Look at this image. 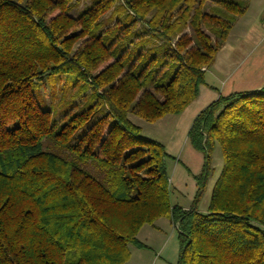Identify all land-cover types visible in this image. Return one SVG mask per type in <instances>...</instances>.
<instances>
[{
	"label": "trees",
	"instance_id": "16d2710c",
	"mask_svg": "<svg viewBox=\"0 0 264 264\" xmlns=\"http://www.w3.org/2000/svg\"><path fill=\"white\" fill-rule=\"evenodd\" d=\"M77 4L0 0V264H126L160 218L178 227L177 264H264V87L220 95L194 120L188 138L204 165L189 209L172 201L174 158L135 122L180 116L198 99L234 27L223 16L248 7L92 0L74 17ZM118 26L159 37L163 59L140 53L147 65L127 68L109 41ZM164 59L175 70L156 77ZM53 75L88 86L90 107L55 119L33 91ZM217 148L223 164L202 212Z\"/></svg>",
	"mask_w": 264,
	"mask_h": 264
},
{
	"label": "rangeland",
	"instance_id": "374dc122",
	"mask_svg": "<svg viewBox=\"0 0 264 264\" xmlns=\"http://www.w3.org/2000/svg\"><path fill=\"white\" fill-rule=\"evenodd\" d=\"M78 4L76 9L71 12L72 16H76L78 12H80L85 6H88L92 0H77ZM241 6H247L248 10L246 14L240 19L241 17H235L234 14L228 13L229 17H224L226 20L230 22H234V30L230 33V39L233 41L237 38L238 33H241L242 25L247 24L249 27H257L259 31V36L257 37V42L251 40L247 43L246 46V53L248 51H252V48L258 49L257 51L260 54H264V0H235ZM111 11L108 12L103 19L106 21L107 27H113L114 22L110 21ZM231 17V18H230ZM113 31V32H112ZM121 26L115 27L111 30V33L108 35L110 40L115 41V47L117 48L115 55L119 57L123 53H125V63L126 67L129 68L131 64L146 66V59L144 60L143 57L137 58L138 54L142 53L143 56L148 54L149 57L157 56L158 58L163 59L164 55V48H167V45L161 41H159V37H155L148 33V30L143 27L139 26L138 29L132 30L126 35L122 34ZM147 37L144 35L147 34ZM186 33L190 34V30H186ZM121 36V37H118ZM213 40H216L213 35H211ZM164 47H161V46ZM257 52V53H258ZM255 58V57H254ZM245 59V60H244ZM248 57H244L240 60L241 63H245ZM165 59L162 61H158L153 64V68L156 69L157 73L154 74L156 77L162 76V74L167 73L168 71L175 70V63L169 62L165 64ZM251 63V62H250ZM136 70V69H135ZM264 73V68L262 70ZM171 75V74H169ZM206 77L209 76L206 75ZM210 82V81H209ZM215 86L220 88V84L213 83ZM146 88H151L148 85ZM33 91L39 100L42 103L43 107L48 108L54 114V118L60 120L61 118L67 119L73 112L76 111H83L90 107V103H87L90 97V88L86 85L81 83H76V78L74 77H67V76H46L43 81L36 83L33 86ZM179 120V116L169 115L162 119L161 122L157 124H149L142 120L135 118V122L141 126L143 130V135L158 141L165 146H168L169 152H173L172 144H178L179 151L178 154H182V152H186L187 142L189 138L187 135L184 134L185 129L181 127H175L174 122ZM190 142V141H189ZM178 156V155H176ZM180 157V156H178ZM223 164L222 155L220 149L217 148L213 154V168L215 170L213 174V181L210 179L209 184L211 186L210 192L207 190L202 203L200 205V210L202 212H206L207 206L209 203L210 195L212 187L220 174L221 168ZM178 167L174 165L172 162L167 163V168L169 177L176 176L175 168ZM188 172H190L188 170ZM171 180V179H170ZM171 184V181H170ZM172 196L174 195L177 190L172 186ZM173 201V197H172ZM182 197H178L173 202L174 204H179L182 202ZM161 219V218H160ZM158 221V220H157ZM156 223V222H155ZM147 227L153 225H146ZM145 227V226H144ZM177 229V225L174 226ZM149 229H153L152 227ZM141 231V230H140ZM142 242L144 243L143 248L137 252L135 250L131 258L126 264H149L150 260L152 259L154 253L160 248L161 241L159 238L155 240V238L149 237H141ZM139 248V247H138Z\"/></svg>",
	"mask_w": 264,
	"mask_h": 264
},
{
	"label": "crops",
	"instance_id": "0c3cea01",
	"mask_svg": "<svg viewBox=\"0 0 264 264\" xmlns=\"http://www.w3.org/2000/svg\"><path fill=\"white\" fill-rule=\"evenodd\" d=\"M258 36L257 27H249L247 24L242 25L241 33H238L235 40L232 41L229 34L227 41L216 56L214 66L206 73L209 79L206 77V85L201 86L198 99L179 116L177 122H174L176 128L185 129L184 134L187 135V138L196 117L211 103L215 102L220 95L227 96L238 92H256L264 87V73H262L264 54H260L255 47L252 48L251 52L248 51L246 53L247 43L254 39L257 42ZM244 57H248V59L245 63H241L240 60ZM213 83L220 84V88ZM161 121L162 119L158 122ZM171 146L173 152H169L171 150H169L168 146H166V151L174 160H169L168 163L172 162L178 166L175 168L176 176L170 174L171 184L177 190L172 196L173 202L181 196L183 201L179 202V204L185 209H189L197 191V184L193 176L200 174L204 165V155L195 150L189 140L187 142V146H189L187 148L189 149H186V152H182L181 155L177 153L179 151L178 144L175 145L173 143ZM210 189L211 186L209 184V192ZM151 227L153 229H149ZM143 236L155 238V240L159 238L161 241L160 248L154 253L149 264L178 263L180 251L178 231L170 219L161 218L153 226L143 227L138 234V241L144 245L141 240ZM141 249L143 248L131 247V255L135 250L138 252Z\"/></svg>",
	"mask_w": 264,
	"mask_h": 264
}]
</instances>
